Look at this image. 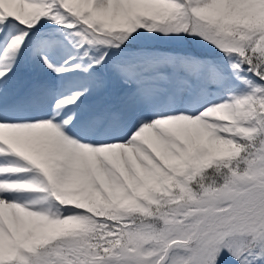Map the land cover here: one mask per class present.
Here are the masks:
<instances>
[{
  "label": "snow or ice",
  "instance_id": "1",
  "mask_svg": "<svg viewBox=\"0 0 264 264\" xmlns=\"http://www.w3.org/2000/svg\"><path fill=\"white\" fill-rule=\"evenodd\" d=\"M0 264H264V0H0Z\"/></svg>",
  "mask_w": 264,
  "mask_h": 264
}]
</instances>
